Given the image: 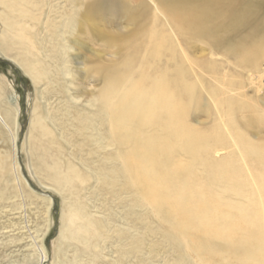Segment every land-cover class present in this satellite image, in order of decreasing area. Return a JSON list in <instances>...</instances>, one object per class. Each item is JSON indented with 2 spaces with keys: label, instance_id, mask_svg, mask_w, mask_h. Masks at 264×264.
Segmentation results:
<instances>
[{
  "label": "bare ground",
  "instance_id": "bare-ground-1",
  "mask_svg": "<svg viewBox=\"0 0 264 264\" xmlns=\"http://www.w3.org/2000/svg\"><path fill=\"white\" fill-rule=\"evenodd\" d=\"M60 1L64 10L56 8ZM146 1L0 0L6 50L16 49L35 84L66 80L55 92L58 109H37L31 123L38 169L61 190L75 191L95 172L99 185L116 188V199L131 194L130 229L143 223L146 236L159 233L176 255L174 264H264V140L249 134L250 126L264 130V107L235 96L264 77V2ZM43 9L47 19L57 12L66 17L68 34H86L111 53L112 59L88 70L100 81L96 94L69 74L67 50L59 53V64L45 57L34 31ZM44 24L60 38L53 32L60 23ZM125 24L132 29L126 34ZM197 42L215 53L224 48L233 62L214 53L194 57ZM201 106L213 116L207 129L189 121ZM68 134L86 136L83 144L96 147L90 153H101L96 168L78 145L69 157ZM217 149L226 155L215 157ZM6 166L0 158V169ZM77 198L65 214L68 236L64 231L62 238L90 250L93 262L101 230L112 220L92 215ZM154 221L158 227H149ZM128 232L119 229L116 238L127 241L122 259L141 251L142 240Z\"/></svg>",
  "mask_w": 264,
  "mask_h": 264
},
{
  "label": "rangeland",
  "instance_id": "rangeland-1",
  "mask_svg": "<svg viewBox=\"0 0 264 264\" xmlns=\"http://www.w3.org/2000/svg\"><path fill=\"white\" fill-rule=\"evenodd\" d=\"M248 1L255 4L261 3V0ZM59 4L60 6L56 8L64 10L63 3L60 1ZM45 10L41 11L44 13L39 17V23L34 29L39 35L37 36L38 41L46 52L45 57L46 55L49 59L52 57L59 64V53L62 52V48L64 51L67 50L65 59H68L66 65L67 68L69 67V74L76 78L80 87L83 86L85 88L83 90L88 94H96L101 84L97 78L90 76L88 70L98 61L112 59L111 53L103 49L100 41L86 34L75 32L68 34V29L62 25L66 17L59 19L57 12L55 15L53 13L49 15L47 19ZM35 14L37 15L36 10ZM48 22L60 23V26L56 27L55 31L53 30L57 36L60 35V38L56 40L52 38V32L48 30L50 28L42 29L43 24ZM123 26L128 28H125L123 33L132 30L130 25ZM3 30V25L0 24V88L2 91L0 94V158L5 157L7 164L6 169H0V264H71L76 262L77 264H112L113 261L122 259L120 251L127 249L124 246L127 241L122 245V242L116 239L119 237V229L125 232L130 231L128 233L142 240L140 253L133 254L128 251L127 256L122 259L123 264H174L176 255L171 247L163 244L159 233L146 236L143 223L135 226L138 231L130 229L129 210H133L130 207L131 194L124 191L120 199H116L114 197L116 188L99 185L94 178L95 172H92L91 177L89 175L87 182L76 185L75 191L61 190L62 188L60 189L59 186L47 180L45 174L38 169V162L31 151V123H33L35 114L42 108L44 110L58 109L61 99L55 95V92L66 80L61 77L59 83L53 86H47L45 81L35 84L23 68L16 49L13 47L8 51L4 47ZM75 41L83 47H76ZM209 49L206 44L197 42L192 46L191 55L194 57L203 55L202 58H204L214 53L215 57L223 62H233L232 58L224 55V48L217 53ZM65 67V65L61 66V68ZM251 78L257 83L258 80L254 75ZM249 87H246L247 90L245 88L239 90L241 92L235 96L241 98L246 96L248 101L250 99L249 102L255 101L256 103L258 99L264 107V77L257 87ZM203 106L192 110L189 116L191 125L199 129H207L213 124L212 114H208ZM249 134L254 140H264V130H259L256 126L249 127ZM75 136L76 134H68L67 139L72 144H65L66 153L69 157L76 154L78 149L74 147V144L78 145L82 147L83 157L89 159L90 163L92 162L91 169L96 168L102 158L101 153L97 156L91 154V150L96 147L83 144L86 143V141L82 142L86 136ZM223 154L226 155L225 150L217 149L214 156L222 158L225 156ZM81 169L88 173L86 168ZM77 195L92 215L104 219L111 218L113 221L107 220L108 226L105 230H101V237L97 240V247L93 251L96 256L93 262L90 250L75 241L62 238V235L67 233L68 224L65 214L68 213L71 204L80 202ZM136 210L137 213L146 215V210ZM148 226L155 228L158 227V223L154 221ZM60 247L62 254H59Z\"/></svg>",
  "mask_w": 264,
  "mask_h": 264
}]
</instances>
